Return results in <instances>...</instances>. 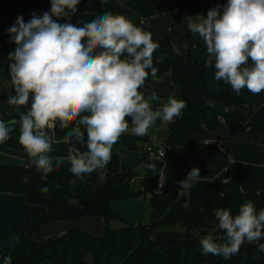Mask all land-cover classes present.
<instances>
[{"label":"clouds","instance_id":"obj_1","mask_svg":"<svg viewBox=\"0 0 264 264\" xmlns=\"http://www.w3.org/2000/svg\"><path fill=\"white\" fill-rule=\"evenodd\" d=\"M79 3L51 0L50 12L40 17L33 13L27 23L17 17L8 29L16 47L8 56L15 95L8 96L7 104L17 111L18 119H0V143L9 140L19 125V143L42 178L66 162L76 177L105 168L123 134L130 130L142 137L157 120L171 123L186 107L173 93L154 108L153 102L161 98L155 91L147 96L141 91L149 75L161 82L153 59L159 44L130 18L104 13L79 27L57 22L70 19ZM187 28L205 44L211 57L205 67L214 68L216 81L230 85L237 95L244 89L254 95L264 92V0H226L210 8L206 16L187 17ZM205 102L215 106L214 100L205 98ZM230 110L224 107L225 112ZM56 125L70 128L64 143H83L86 133L87 150L72 148L67 157L50 155L54 141L48 130ZM146 167L155 171L152 164ZM200 177L199 168L191 169L179 182L180 192L191 189ZM28 179L25 176L24 183ZM40 191L47 194L49 187L42 186ZM215 218L224 233L223 242L211 234L201 237L204 255L227 260L245 242L264 239V209L257 211L251 201H245L235 215L218 208ZM259 251L264 252V244H259ZM11 261V255L3 257V264Z\"/></svg>","mask_w":264,"mask_h":264},{"label":"trees","instance_id":"obj_2","mask_svg":"<svg viewBox=\"0 0 264 264\" xmlns=\"http://www.w3.org/2000/svg\"><path fill=\"white\" fill-rule=\"evenodd\" d=\"M21 8L26 9L27 15L23 17L25 23L29 22L33 13H38L49 7L39 4H29L19 0H9ZM122 12L129 18L146 24L153 17L171 12L173 7L189 8L195 15H207L210 8L217 4L223 5L226 0H122ZM90 0H80L77 11H86ZM2 11V9H1ZM17 11H2L6 20L0 22V71L3 77L11 84L8 56L15 50L16 45L11 42L8 29L15 22L12 20ZM20 17V16H18ZM190 51L187 58L178 56L168 43H160L154 52V66L158 69L157 77L161 79L171 74L172 81L181 90L180 99L186 102L182 115L169 124V133L165 146L170 149L183 148L186 158L182 166L192 168V163L198 155L209 153V145H204L207 133H218L224 123L228 128H237L248 131L254 140H264V92L258 95L250 93L247 89L239 95L225 84L226 94L222 98L203 93L201 82L210 67H205L209 60L204 43L197 44L191 39ZM164 57L163 62H157ZM153 80L149 75L148 82ZM142 90V89H141ZM10 91L15 94L14 88ZM205 98L215 101L214 107L207 106ZM231 108L225 112L224 107ZM17 116H3L4 121ZM128 119V118H127ZM129 120V119H128ZM130 121V120H129ZM69 129H60L55 126L57 140H62ZM83 130V129H82ZM19 125L10 133V139L4 142L6 148L25 152L20 145ZM85 141L70 143L72 148L86 151ZM145 137L123 134L112 149L109 164L99 172L76 177L70 172V165L63 166L42 178L34 165L4 166L0 165V194H13L23 196L25 202L31 206L46 208L51 216L45 222H51L61 216V211L67 204L76 202L81 212L70 217L80 220L86 217H102L106 222V229L101 238L92 237L79 230H72L62 238L46 244H36L32 236L39 230H5L0 228V264L3 257L11 255V264H264V252L259 251V244L264 239L254 242L252 247L241 246L239 252L230 259L222 256L204 255L201 245L186 237L182 241L171 240L158 242L153 239L156 231L173 227H184L188 233H196L201 223L216 221L215 211L218 208H227L234 215L245 201H251L257 211L264 209V193L259 194L253 184L248 193L240 190L242 175L234 167L228 172L226 180L217 185L219 195L205 201L203 208L192 211L187 206V196L180 192L170 194L166 189L160 194L155 189L161 179L163 163L160 161L147 162L140 190L135 192L132 188L137 177L135 172H122L120 167V152L122 150L134 151L139 142ZM155 166L150 171L146 165ZM104 174V177H103ZM27 176L28 182L23 178ZM75 180V185L70 182ZM42 186H48L47 194L40 191ZM150 196L152 203V222L149 225L128 224L123 229H111L112 221L120 220L118 214L111 211V204L140 196ZM209 235L210 233H200ZM217 242H223L224 233L219 230L211 233Z\"/></svg>","mask_w":264,"mask_h":264},{"label":"crops","instance_id":"obj_3","mask_svg":"<svg viewBox=\"0 0 264 264\" xmlns=\"http://www.w3.org/2000/svg\"><path fill=\"white\" fill-rule=\"evenodd\" d=\"M29 4L45 5L49 8L38 13V17L44 12H50L51 0H19ZM86 11H77L70 14V19L60 18L59 23L70 22L77 27L84 23L91 22L97 15L104 13L122 14V0L107 1H90L86 7ZM26 12H20L12 16V20L16 22L18 16H26ZM126 16V15H125ZM196 15L192 14H174L165 12L153 17L146 24H141L137 20L130 18L145 31L151 33L153 41L160 43H168L172 46L175 53L187 58L190 51L191 39L194 43L201 44L203 41L199 36H193L187 28V17ZM128 17V16H126ZM129 18V17H128ZM56 20V17H53ZM209 59L211 57L208 54ZM161 82L151 80L148 82V88L141 91L145 95H149L151 91H155L161 98L160 102H153V107H159L160 103L166 102L169 95L175 94L180 99L181 90L176 87L172 81L171 74H167L160 79ZM230 86V85H229ZM12 85L3 77L0 71V119L3 116L18 117L17 111L7 104L8 96L15 95L10 91ZM231 88V87H230ZM201 90L203 93L212 95L216 98H222L226 94V87L223 81L214 79V68L210 67L208 73L203 77L201 82ZM23 111V109H20ZM129 124L131 119L128 118ZM168 129L163 136L158 137L152 132L144 135V141L138 143L134 151L122 150L120 152V167L122 172H135L136 179L132 185L135 192L140 190L141 182L146 175L145 164L147 162L160 161L163 163L161 170V179L165 183L166 190L173 194L180 192V181L186 179L188 172L193 168H199L200 178L193 184V187L185 192H180L187 196V206L192 211H198L203 208L205 201L213 196H217L220 192L217 185L221 180H226L231 167H234L242 175L240 190L248 193L251 186L255 184L259 194L264 193V140H254L248 131H240L237 128H228L222 124L220 131L216 134L207 133L206 141L210 145L217 144L218 151L209 152L204 155H198L191 169L182 166L186 158V151L179 147L170 149L165 146V140L169 133ZM131 128V125H130ZM55 130V129H54ZM49 129V135L53 137L52 156L67 157L72 149L70 143H64L63 139L56 143L55 131ZM131 135L130 133H125ZM133 135V134H132ZM164 150L166 156L163 160H158L151 156L150 150ZM0 165L4 166H24L30 165V158L26 152L17 151L6 148L0 143ZM102 169H98L101 172ZM122 203L113 202L111 211L118 214L120 220L112 221L109 224L111 229H123L128 224L149 225L152 222V203L150 196H140L124 201ZM81 212L80 206L76 202H71L64 206L61 216L54 221L45 222L51 216L47 213L46 208L42 206H29L23 196L13 194H0V228L5 230H23L39 228L32 236V240L39 245L46 244L62 238L72 230H79L92 237L101 238L106 229V222L102 217H86L80 220H73L70 217ZM218 221L211 223H201L196 233H188L187 229L181 226L161 229L154 233L153 239L158 242H168L171 240L182 241L186 237L199 243L200 233H216L219 231ZM200 244V243H199ZM253 243L245 242L244 247H252Z\"/></svg>","mask_w":264,"mask_h":264},{"label":"rangeland","instance_id":"obj_4","mask_svg":"<svg viewBox=\"0 0 264 264\" xmlns=\"http://www.w3.org/2000/svg\"><path fill=\"white\" fill-rule=\"evenodd\" d=\"M17 11V12H26V9L21 8L20 5H17L9 0H0V22L5 23V19L2 15V11ZM168 129V123L162 122L161 120H157L156 123L151 127V130L149 131V133H153L156 134V136L161 137L163 136V134L166 132V130ZM127 133H131V131L129 130V132ZM134 135V134H133ZM124 201V200H123ZM117 203H122V202H118Z\"/></svg>","mask_w":264,"mask_h":264},{"label":"built area","instance_id":"obj_5","mask_svg":"<svg viewBox=\"0 0 264 264\" xmlns=\"http://www.w3.org/2000/svg\"><path fill=\"white\" fill-rule=\"evenodd\" d=\"M90 1H96V0H90ZM100 1H107V0H100ZM172 13L174 14H181V13H185V14H192V15H195L193 14L189 8H185V9H181V8H178V7H173L172 10H171ZM198 16V15H196ZM144 24V23H143ZM54 128H52L51 130H54ZM82 129H83V126H82ZM204 145H209L208 142H205ZM150 153H151V156L152 157H155L158 159V160H163L166 156V152L164 150H158L156 151L155 149H151L150 150ZM104 169V168H103ZM103 177H104V174H103ZM161 183H163V187H161ZM166 187H165V183L163 180H160V182L157 184V187L155 189L156 193H160L162 194L164 191H165ZM1 258V257H0Z\"/></svg>","mask_w":264,"mask_h":264},{"label":"water","instance_id":"obj_6","mask_svg":"<svg viewBox=\"0 0 264 264\" xmlns=\"http://www.w3.org/2000/svg\"><path fill=\"white\" fill-rule=\"evenodd\" d=\"M209 151L213 152V151H218V145L217 144H212L209 146Z\"/></svg>","mask_w":264,"mask_h":264}]
</instances>
